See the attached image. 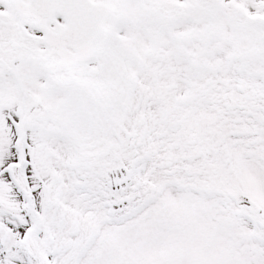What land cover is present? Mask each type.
<instances>
[{"label": "snow or ice", "instance_id": "1", "mask_svg": "<svg viewBox=\"0 0 264 264\" xmlns=\"http://www.w3.org/2000/svg\"><path fill=\"white\" fill-rule=\"evenodd\" d=\"M0 264H264V0H0Z\"/></svg>", "mask_w": 264, "mask_h": 264}]
</instances>
